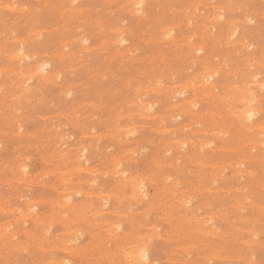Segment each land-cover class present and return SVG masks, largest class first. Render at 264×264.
<instances>
[{
	"label": "rangeland",
	"instance_id": "1",
	"mask_svg": "<svg viewBox=\"0 0 264 264\" xmlns=\"http://www.w3.org/2000/svg\"><path fill=\"white\" fill-rule=\"evenodd\" d=\"M130 1L0 0V264H264V0Z\"/></svg>",
	"mask_w": 264,
	"mask_h": 264
},
{
	"label": "bare ground",
	"instance_id": "2",
	"mask_svg": "<svg viewBox=\"0 0 264 264\" xmlns=\"http://www.w3.org/2000/svg\"><path fill=\"white\" fill-rule=\"evenodd\" d=\"M114 1V0H113ZM134 1V0H133ZM9 2V1H8ZM131 1L129 0V3H130ZM207 2H208V0H207ZM133 3V2H132ZM9 4V3H8ZM44 4H46V3H44ZM196 4V3H195ZM201 4V3H200ZM6 5V4H5ZM135 5L136 6H138V9H135V11L137 10H140L141 8H142V5H143V0H137V1H135ZM199 5V4H198ZM197 5V6H198ZM7 6V5H6ZM131 6H132V4H131ZM189 6V5H188ZM206 6V5H205ZM214 6L212 5V8H213ZM215 7H216V5H215ZM218 7V6H217ZM217 7H216V9H217ZM4 8V7H3ZM76 8V7H75ZM185 8V7H184ZM189 8V7H188ZM211 8V9H212ZM8 9V8H7ZM10 9V8H9ZM168 9V8H167ZM197 9V8H196ZM218 9H219V7H218ZM22 10V9H21ZM20 10V11H21ZM73 10V9H72ZM77 10V9H76ZM202 10V9H201ZM213 10V9H212ZM211 10V11H212ZM74 11H75V9H74ZM132 11V10H131ZM136 11V12H137ZM185 11V10H184ZM192 11V10H191ZM194 12V11H193ZM200 12V11H199ZM205 12V11H204ZM80 13V12H79ZM138 13V12H137ZM136 13V14H137ZM209 13V12H208ZM213 13V12H212ZM27 14V13H26ZM63 14V13H62ZM135 14V15H136ZM143 14V13H142ZM184 14V13H183ZM191 14H193L192 12H191ZM196 14H198V13H196ZM221 14H222V11H221ZM249 14H250V12H249ZM25 15V14H24ZM177 15V14H176ZM180 16H181V14H179ZM187 15H189V14H187ZM200 15V14H199ZM215 15H217V14H215ZM220 15V14H219ZM218 15V16H219ZM205 16V15H204ZM203 16V17H204ZM207 16V15H206ZM184 17H186V15L184 16ZM195 17V16H194ZM212 17V16H211ZM211 17L209 18V19H211ZM196 18H197V16H196ZM214 18V17H213ZM249 18V17H248ZM173 19V18H172ZM190 18H188L187 20H189ZM194 19V18H193ZM215 19H217V18H215ZM218 19H219V17H218ZM217 19V20H218ZM228 19H229V17H228ZM236 19V18H235ZM26 20V19H25ZM179 20V19H178ZM182 20V19H181ZM190 20H192V17H191V19ZM220 20V19H219ZM218 20V21H219ZM239 20V19H238ZM137 21H138V19H137ZM186 21V20H185ZM195 21V20H194ZM206 21V20H205ZM242 21V20H241ZM247 21H248V19H247ZM187 22V21H186ZM245 22V21H244ZM199 23V22H198ZM204 23V22H203ZM210 23H212V21H210ZM220 23V22H219ZM233 23V22H232ZM176 24V23H175ZM186 24H188V22L186 23ZM190 25H191V23H189ZM188 24V25H189ZM193 24V23H192ZM197 24V23H196ZM214 23H212L211 24V26L213 25ZM181 25H182V23H181ZM195 25V24H194ZM193 25V26H194ZM203 25V24H202ZM207 25V24H206ZM231 25V24H230ZM180 26V24L178 25V27ZM187 26V25H186ZM200 26V25H199ZM198 27V26H197ZM196 27V28H197ZM231 27V26H230ZM57 28V27H56ZM167 28V27H166ZM166 28H163V29H166ZM171 28H172V26L170 27V29L169 30H171ZM190 28V27H189ZM188 28V29H189ZM196 28H195V30H196ZM121 29V28H120ZM200 29V28H199ZM205 29V28H204ZM203 29V30H204ZM206 29H207V27H206ZM209 29V28H208ZM229 29V28H228ZM167 30V29H166ZM165 30V31H166ZM195 30H194V32H192V35L191 36H193V33H195ZM202 30V29H201ZM118 31V30H117ZM120 31V30H119ZM212 31V30H211ZM229 31H230V29H229ZM33 32V31H32ZM168 32V31H167ZM170 32V31H169ZM172 32V31H171ZM170 32V33H171ZM174 32V31H173ZM202 32V31H201ZM204 32H206V31H204ZM162 33H163V31H162ZM166 33V32H165ZM200 33V32H199ZM210 33V32H209ZM208 33V34H209ZM213 33V32H212ZM211 33V34H212ZM231 33V32H230ZM35 34H37L36 32H35ZM231 34H233V33H231ZM264 34V33H263ZM29 35V34H28ZM27 35V36H28ZM107 35V34H106ZM170 35H172V34H170ZM190 35V34H189ZM200 35V34H199ZM204 35V34H203ZM230 35V34H229ZM38 36H39V34H38ZM117 36H119V35H117ZM190 36V37H191ZM197 36V35H196ZM195 36V37H196ZM214 36V35H213ZM217 36V35H216ZM232 36V35H231ZM120 37V36H119ZM167 37V36H166ZM188 37V36H187ZM189 37V38H190ZM202 37V36H201ZM211 37H212V35H211ZM229 37V36H228ZM36 38V37H35ZM168 38H171V37H168ZM185 38V37H184ZM208 38V37H207ZM77 39V38H76ZM119 39V38H118ZM117 39V40H118ZM174 39V38H173ZM176 39V38H175ZM201 39V38H200ZM212 39V38H211ZM227 39V38H226ZM11 40V39H10ZM14 40V39H13ZM12 40V41H13ZM67 40H70V39H67ZM80 40V39H79ZM116 40V41H117ZM120 40V39H119ZM150 40H152V39H150ZM155 40V39H154ZM157 40H160V39H157ZM180 40V39H179ZM178 40V41H179ZM186 40V39H185ZM210 40V39H209ZM26 41V40H25ZM34 41V40H33ZM83 41H84V39H83ZM124 41V40H123ZM174 41H177V39L176 40H174ZM177 41V42H178ZM190 41V39H188V42ZM199 41H201V42H203L202 40H199ZM206 41V40H205ZM215 41V40H214ZM217 41V40H216ZM219 41V40H218ZM220 41H222V39L220 40ZM237 41V40H236ZM65 42V41H64ZM121 42H122V39H121ZM212 42V41H211ZM234 42V41H233ZM20 43V42H19ZM104 43H106V42H104ZM116 43V42H115ZM176 43V42H175ZM204 43H207V42H204ZM235 43V42H234ZM244 43V42H243ZM108 44V43H107ZM184 44V43H183ZM201 44V43H200ZM212 44H217V43H212ZM235 44H237V43H235ZM120 45H121V43H120ZM119 45V46H120ZM187 45V44H186ZM195 45V44H194ZM198 45V44H197ZM204 45V44H203ZM202 44H201V47H204ZM228 45V44H227ZM64 46V45H63ZM82 46V45H81ZM86 46V45H85ZM106 46V45H105ZM193 46V45H192ZM196 46V45H195ZM213 46V45H212ZM226 46V45H225ZM65 47V46H64ZM191 47V46H190ZM197 47H199L197 50H201L202 48L200 47V46H197ZM215 47H217V46H215ZM88 48V47H87ZM86 48V49H87ZM182 48V47H181ZM220 48V47H219ZM18 49V48H17ZM83 49H84V47H83ZM85 49V50H86ZM183 49V48H182ZM194 49V48H193ZM80 50V49H79ZM191 50V49H190ZM211 50V49H210ZM228 51H229V49H227ZM236 50H237V48H236ZM250 50V49H249ZM71 51V50H70ZM116 51V50H115ZM188 51V50H187ZM232 51V50H231ZM13 52V51H12ZM199 52V51H198ZM69 53V52H68ZM72 53V52H71ZM169 53H170V51H169ZM187 53H189V52H187ZM196 53H197V51H196ZM13 54V53H12ZM57 54V53H56ZM62 54V53H61ZM65 54H66V52H65ZM77 54V53H76ZM70 55V54H69ZM122 55V54H121ZM126 55V54H125ZM162 55V54H161ZM212 56V55H211ZM253 56V55H252ZM17 57H18V59H20V61L21 60H23L24 59V50H23V47H20V49L18 50V54H17ZM150 57H152V56H150ZM163 57H166L165 56V53H164V55H163ZM162 57V58H163ZM208 57V56H207ZM123 58V57H122ZM161 58V59H162ZM64 59V58H63ZM208 59V58H207ZM210 59V58H209ZM208 59V60H209ZM250 59V58H249ZM254 59V58H253ZM125 60H127V59H125ZM153 60V59H152ZM164 60V59H163ZM223 60V59H222ZM246 60V59H245ZM244 60V61H245ZM263 60V59H262ZM44 61V60H43ZM140 61V60H139ZM231 61V60H230ZM72 62V61H71ZM135 62H137V60L135 61ZM189 62V61H188ZM207 63V62H206ZM223 63V62H222ZM257 63V62H256ZM262 63V62H261ZM260 63V64H261ZM68 65V64H67ZM192 65V64H191ZM194 65V64H193ZM17 66V65H16ZM49 66H50V64L49 63H47V62H43V63H40V65H38L37 66V71H39V73H44V74H41V77L42 76H44V77H48L47 75H50V74H48L49 72H48V68H49ZM147 66V65H146ZM208 66H210V64H208ZM152 67V66H151ZM191 67V66H190ZM243 67V66H242ZM68 68V67H67ZM94 68V67H93ZM228 68H230V67H228ZM248 68H249V66H248ZM2 69V68H1ZM159 69V68H158ZM191 69V68H190ZM219 69V68H218ZM243 69V68H242ZM20 71V70H19ZM155 71V70H154ZM153 71V72H154ZM160 71H162V70H160ZM205 71H207V70H205ZM210 71V70H209ZM236 71V70H235ZM248 71V70H247ZM48 72V73H47ZM58 72V71H57ZM200 72V71H199ZM217 72V71H216ZM227 72V71H226ZM46 73V74H45ZM59 73V72H58ZM236 73V72H235ZM9 74V73H8ZM27 74V73H26ZM32 74V73H31ZM72 74V73H71ZM201 74V73H200ZM230 74V73H229ZM250 74V73H249ZM251 74H252V72H251ZM255 74V73H254ZM100 75V74H99ZM157 75V74H156ZM214 75H215V73H213V72H206V73H204V75H202L201 77V79H203V82H206L207 80H210V78L212 79V78H214ZM228 75V74H227ZM20 76V75H19ZM53 76V75H52ZM30 77H32V76H30L29 75V78ZM103 77V76H102ZM28 78V79H29ZM39 78V77H38ZM157 78V77H156ZM195 78V77H194ZM197 78V77H196ZM200 78V77H199ZM228 78V77H227ZM45 79V78H44ZM196 80V79H195ZM206 80V81H205ZM252 80V79H251ZM50 81V79L48 80V82ZM53 81V80H52ZM193 81V80H192ZM200 81V80H199ZM198 81V82H199ZM202 81V80H201ZM213 81V80H212ZM264 82V81H263ZM12 83V82H11ZM195 83H197V82H195ZM201 83V82H200ZM199 83V84H200ZM245 83V82H244ZM249 83V82H248ZM66 84V83H65ZM155 84V83H154ZM191 85H192V83H190ZM198 84V83H197ZM205 86H206V83H203ZM209 84H211V83H209ZM260 84V83H259ZM2 85V84H1ZM141 85V84H140ZM156 85H157V83H156ZM189 85V84H188ZM194 85V84H193ZM71 86V85H70ZM176 86V85H175ZM204 86V87H205ZM212 86V85H211ZM245 86V85H244ZM139 87V86H138ZM209 87V88H208ZM208 87H206V88H208V89H210V85L208 86ZM214 87V86H213ZM217 87V86H216ZM151 88V87H150ZM182 88V87H181ZM186 88V87H185ZM184 88V89H185ZM193 88V87H192ZM194 88H195V86H194ZM215 88V87H214ZM246 88H248V87H246ZM37 89V88H36ZM153 89V88H152ZM202 89V88H201ZM205 89V88H204ZM215 89H217V88H215ZM232 89V88H231ZM230 89V90H231ZM237 89V88H236ZM241 89V88H240ZM248 89H250V88H248ZM264 89V88H263ZM194 90H196V88L194 89ZM200 90V89H199ZM203 90V89H202ZM211 90V89H210ZM225 90H226V88H225ZM238 90V89H237ZM183 91V90H182ZM185 91V90H184ZM212 91V90H211ZM245 91V90H244ZM249 91V90H248ZM252 91V90H251ZM178 92V91H177ZM200 92H202V91H200ZM24 93V92H23ZM70 93V92H69ZM174 93V92H173ZM181 93V92H180ZM216 94L218 93V92H215ZM247 93V92H246ZM206 94H208V93H206ZM248 94V93H247ZM250 95H251V93H249ZM192 95H193V93H192ZM197 95V94H196ZM209 95V94H208ZM211 95V94H210ZM209 95V96H210ZM223 95V94H222ZM254 95V94H253ZM253 95H252V97H253ZM194 96V95H193ZM212 96H213V94H212ZM264 97V96H263ZM217 98V97H216ZM226 98V97H225ZM249 98H251V97H249ZM30 99V98H29ZM211 99H213V97L211 98ZM245 99H246V97H245ZM26 100H27V98H26ZM242 101H243V99H241ZM254 100V99H253ZM195 101V100H194ZM220 101V100H219ZM250 101V100H249ZM247 102V101H246ZM97 103V102H96ZM99 103V102H98ZM145 103V102H144ZM187 103V102H186ZM195 105H196V103H197V101H195V102H193ZM221 103V102H220ZM128 104V103H127ZM132 104V103H131ZM137 104V103H136ZM149 104V103H148ZM188 104V103H187ZM187 104H185L186 106H187ZM190 105L192 104L191 103V101H190V103H189ZM223 104V103H222ZM225 104V103H224ZM229 104V103H228ZM88 105H89V103H88ZM103 105V104H102ZM151 105V104H150ZM150 105H148V106H145V107H149ZM227 105V104H226ZM244 105H245V103H244ZM253 105V104H252ZM79 106V105H78ZM154 106V105H153ZM152 106V107H153ZM116 107V106H115ZM170 107V106H169ZM195 107V106H194ZM223 107H225V106H223ZM242 107V106H241ZM245 107V106H244ZM253 107V106H252ZM14 108V107H13ZM140 108H142V107H140ZM151 108V107H150ZM183 109H184V106L182 107ZM181 108V109H182ZM225 108H227V107H225ZM76 109V108H75ZM115 109V108H114ZM113 109V110H114ZM117 109V108H116ZM186 109V108H185ZM224 109V108H223ZM242 109H244L243 107H242ZM72 110V109H71ZM152 110V109H151ZM217 110V109H216ZM225 110V109H224ZM238 110V109H237ZM247 110V109H246ZM245 110V111H246ZM119 111V110H118ZM184 111V110H183ZM222 111V110H221ZM244 111V110H243ZM76 112V111H75ZM186 112V111H185ZM184 112V113H185ZM205 112V111H204ZM56 113V112H55ZM222 113V112H221ZM220 113V114H221ZM191 114V113H190ZM217 114H218V112H217ZM235 114V113H234ZM72 115V114H71ZM126 115V114H125ZM135 115V114H134ZM165 115V114H164ZM196 115V114H195ZM205 115V114H204ZM222 115V114H221ZM246 118H248V119H251L252 117H254V115H255V111L253 110V109H251V108H248V110L246 111ZM244 115V116H245ZM77 116V115H76ZM40 117V116H39ZM66 117V116H65ZM122 117V116H121ZM129 117V116H128ZM147 117V116H146ZM67 118V117H66ZM244 118V117H243ZM122 119V118H121ZM162 119V118H161ZM194 119H196V118H194ZM199 119H201V118H199ZM231 119H233V118H231ZM255 119V118H254ZM171 120V119H170ZM224 120V119H223ZM234 120V119H233ZM237 120V119H236ZM245 120V119H244ZM252 120V119H251ZM78 121V120H77ZM116 121V120H115ZM114 121V122H115ZM196 121V120H195ZM200 121V120H199ZM190 122V121H189ZM192 122V121H191ZM225 122V121H224ZM230 122V121H229ZM233 123V122H232ZM130 124V123H129ZM228 124V123H227ZM164 125H165V122H164ZM230 125V124H229ZM232 125V124H231ZM234 125V124H233ZM112 127V126H111ZM125 127V126H124ZM129 127V126H128ZM236 127V126H235ZM261 127H263V126H261ZM132 128H133V126H132ZM158 128H159V126H158ZM167 128V127H166ZM249 128V127H248ZM251 128V127H250ZM118 129V128H117ZM154 129V128H153ZM165 128H163V130H164ZM195 129V128H194ZM261 129V128H260ZM17 130H19V128L17 129ZM48 130V129H47ZM120 130V129H119ZM130 130V129H129ZM128 130V131H129ZM162 130V131H163ZM170 130V129H169ZM204 130V129H203ZM218 130V129H217ZM250 130V129H249ZM59 131V130H58ZM167 131V130H166ZM202 131V130H201ZM205 131V130H204ZM244 131V130H243ZM8 132V131H7ZM161 132V131H160ZM203 132V131H202ZM210 132V131H209ZM215 132V131H214ZM239 132H240V130H239ZM245 132V131H244ZM114 133V132H113ZM116 133V132H115ZM127 133V132H126ZM171 133V132H170ZM219 133V132H218ZM246 133V132H245ZM261 133H263V132H261ZM13 134H14V131H13ZM57 134V133H56ZM103 134V133H102ZM216 134V133H215ZM244 134V133H243ZM54 135V134H53ZM124 135V134H123ZM173 135V134H172ZM221 135V134H220ZM58 136V135H57ZM120 136V135H119ZM128 136V135H127ZM239 136V135H238ZM252 137V136H251ZM118 138V137H117ZM116 138V139H117ZM239 138V137H238ZM242 138H243V136H242ZM259 138V137H258ZM49 139V138H48ZM100 139V138H99ZM163 139V138H162ZM161 139V140H162ZM121 140V139H120ZM139 140V139H138ZM176 140V139H175ZM237 140V139H236ZM242 140V139H241ZM143 141V140H142ZM205 141V140H204ZM260 141H261V139H260ZM153 142V141H152ZM180 142V141H179ZM232 142V141H231ZM246 142V141H245ZM250 142V141H249ZM256 142V141H255ZM92 143V142H91ZM208 143V142H207ZM41 144V143H40ZM62 144V143H61ZM152 144V143H151ZM201 144V143H200ZM242 144V143H241ZM164 145V144H163ZM202 145V144H201ZM261 145V144H260ZM19 146H22V145H19ZM37 146V145H36ZM249 146V145H248ZM50 147V146H49ZM72 147V146H71ZM82 147V146H81ZM97 147V146H96ZM95 147V148H96ZM142 147V146H141ZM167 147V146H166ZM246 147V146H245ZM60 148V147H59ZM83 148V147H82ZM170 148H171V146H170ZM182 148V147H181ZM229 147H227V149H228ZM232 148V147H231ZM230 148V149H231ZM18 149V148H17ZM84 149V148H83ZM131 149V148H130ZM137 149V148H136ZM172 149V148H171ZM218 149V148H217ZM234 149V148H233ZM78 150V149H77ZM85 150H86V148L84 149V150H82L83 151V153L82 154H84L85 153ZM53 151V150H52ZM58 151V150H57ZM65 151V150H64ZM82 151H80V152H82ZM131 151V150H130ZM169 151V150H168ZM223 151V150H222ZM227 151V150H226ZM76 152V151H75ZM127 152V151H126ZM125 152V153H126ZM129 152V151H128ZM182 152V151H181ZM228 152V151H227ZM230 152V151H229ZM53 153V152H52ZM81 154V153H80ZM81 154V155H82ZM132 154V153H131ZM130 154V155H131ZM164 154H165V152H164ZM222 154H224V153H222ZM42 155V154H41ZM115 155V154H114ZM197 155V154H196ZM228 155V154H227ZM43 156V155H42ZM41 156V157H42ZM46 156V155H45ZM59 156V155H58ZM66 156V155H65ZM73 156V155H72ZM71 156V157H72ZM79 156V155H78ZM129 156V155H128ZM189 156V155H188ZM82 156H80L79 158H81ZM246 157V156H245ZM21 158V157H20ZM83 158V157H82ZM113 158V157H112ZM63 159V158H62ZM69 159V158H68ZM127 159H129V158H127ZM192 159V158H191ZM205 159V158H204ZM245 159V158H244ZM254 159V158H253ZM256 159V158H255ZM78 160V159H77ZM131 160V159H130ZM198 160H200V159H198ZM224 160V159H223ZM129 161V160H128ZM175 161V160H174ZM239 161V160H238ZM78 162L79 163H81L79 160H78ZM227 162H229V161H227ZM64 163V162H63ZM198 163V162H197ZM202 163V162H201ZM201 163H198V164H201ZM222 163V162H221ZM236 163V162H235ZM244 163V162H243ZM7 164V163H6ZM5 164V165H6ZM57 164V163H56ZM115 164V163H114ZM205 163H203L202 165H204ZM213 164V163H212ZM215 164V163H214ZM229 164V163H228ZM237 164V163H236ZM26 165V164H25ZM63 165V164H62ZM111 165V164H110ZM195 165H197V164H195ZM216 165H217V163H216ZM27 166V165H26ZM115 166V165H114ZM163 166V165H162ZM171 166V165H170ZM150 167H151V165H150ZM161 167V166H160ZM178 167V166H177ZM182 167V166H181ZM219 167H220V165H219ZM84 168V167H83ZM89 168V167H88ZM93 168V167H92ZM157 168H158V166H157ZM225 168V167H224ZM22 169V168H21ZM60 169V168H59ZM80 169V168H79ZM97 169H98V167H97ZM112 169V168H111ZM160 169V168H159ZM163 169V168H162ZM232 169H233V167H232ZM237 169V168H236ZM77 170V169H76ZM84 170V169H83ZM89 170V169H88ZM103 170V169H102ZM115 170V169H114ZM173 170V169H172ZM176 170V169H175ZM2 171V170H1ZM68 171V170H67ZM65 171H63V173H64ZM88 172V171H87ZM90 172V171H89ZM158 172V171H157ZM222 172V171H221ZM240 172V171H239ZM166 173V172H165ZM168 173V172H167ZM215 173V172H214ZM245 173V172H244ZM77 174V173H76ZM107 174V173H106ZM205 175H206V173H204ZM30 175V174H29ZM75 175V174H74ZM81 175V174H80ZM205 175H203V176H205ZM211 175V174H210ZM170 176V175H169ZM200 176V175H199ZM264 176V175H263ZM262 176V177H263ZM104 177V176H103ZM150 177V176H149ZM164 177V176H163ZM202 177V176H201ZM208 177V176H207ZM215 177V176H214ZM224 177V176H223ZM234 177V176H233ZM236 177V176H235ZM13 178V177H12ZM146 178V177H145ZM144 178V179H145ZM24 179V178H23ZM63 179V178H62ZM159 179V178H158ZM202 179V178H201ZM238 179V178H237ZM32 180V179H31ZM86 180V179H85ZM135 180V179H134ZM179 180V179H178ZM212 180V179H211ZM214 180V179H213ZM212 180V181H213ZM37 181V180H36ZM89 181V180H88ZM140 181V180H139ZM153 181H155V180H153ZM186 181V180H185ZM72 182V181H71ZM129 182V181H128ZM134 182H137V180L136 181H134ZM142 182V181H141ZM141 182H137V183H134V185H135V187L134 188H136V189H138V190H141L142 188H143V184H141ZM198 182V181H197ZM2 183V182H1ZM54 183V182H53ZM124 183V182H123ZM203 183V182H202ZM233 183V182H232ZM32 184V183H31ZM199 184V183H198ZM236 184V183H235ZM263 184V183H262ZM131 185H132V182H131ZM133 185V186H134ZM103 186V185H102ZM164 186V185H163ZM166 186V185H165ZM206 186V185H205ZM249 186V185H248ZM247 186V187H248ZM250 186H252V185H250ZM93 187V186H92ZM122 187V186H121ZM132 187V186H131ZM210 187V186H209ZM98 188V187H97ZM100 188V187H99ZM130 188V187H129ZM194 188V187H193ZM203 188V187H202ZM212 188V187H211ZM245 187H243V189H244ZM135 189V190H136ZM145 189V188H144ZM175 189H176V187H175ZM196 189V188H195ZM220 189V188H219ZM236 189V188H235ZM241 189V188H240ZM132 190H134V189H132ZM165 190V189H164ZM172 190V189H171ZM221 190V189H220ZM258 190V189H257ZM79 191V190H78ZM82 191V190H81ZM80 191V192H81ZM161 191V190H160ZM160 191H159V193H160ZM166 191V190H165ZM176 191V190H175ZM204 191V190H203ZM202 191V192H203ZM208 191V190H207ZM239 191V190H238ZM253 191V190H252ZM256 191V190H255ZM260 191V190H259ZM264 191V190H263ZM88 192V191H87ZM91 192V191H90ZM103 192V191H102ZM107 192V191H106ZM135 192H137V191H135ZM135 192H132V193H135ZM143 192H145V191H143ZM142 192V194H145V193H143ZM168 192H169V190H168ZM180 192V191H179ZM196 192V191H195ZM218 193H219V191H218ZM248 193V192H247ZM250 193H252V192H250ZM249 193V194H250ZM87 194V193H86ZM94 194V193H93ZM131 194V193H130ZM140 195H141V193H139ZM162 194V193H161ZM196 194H197V192H196ZM213 194H214V192H213ZM216 194V193H215ZM242 194V193H241ZM259 194V193H258ZM102 195V194H101ZM119 195V194H118ZM136 195V194H135ZM138 195V194H137ZM165 195V194H164ZM167 195V194H166ZM184 195V194H183ZM194 195V194H193ZM97 196V195H96ZM132 196V195H131ZM175 196V195H174ZM188 196V195H187ZM205 196V195H204ZM26 197V196H25ZM28 197V196H27ZM139 197H141V196H139ZM142 197H143V195H142ZM201 197V196H200ZM206 197V196H205ZM123 198V197H122ZM151 198V197H150ZM212 198V197H211ZM230 198V197H229ZM240 198V197H239ZM8 199V198H7ZM215 199V198H214ZM219 199V198H218ZM228 199V198H227ZM233 199V198H232ZM158 200V199H157ZM170 200V199H169ZM183 200V199H182ZM185 200V199H184ZM210 200V199H209ZM208 200V201H209ZM229 200V199H228ZM173 201V200H172ZM181 201V200H180ZM208 201H207V203H208ZM218 201V200H217ZM247 201V200H246ZM122 202V201H121ZM148 202V201H147ZM162 202V201H161ZM210 202V201H209ZM236 202V201H235ZM118 203V202H117ZM169 203V202H168ZM167 203V204H168ZM239 203V202H238ZM237 203V204H238ZM166 204V203H165ZM174 204V203H173ZM211 204V203H210ZM232 204H233V202H232ZM32 205V204H31ZM205 205V204H204ZM35 206H36V203H35ZM103 206V205H102ZM168 206V205H167ZM174 206V205H173ZM184 206V205H183ZM0 207H2V206H0ZM31 207H33V205L31 206ZM31 207H29L30 209H33V208H31ZM90 207V206H89ZM171 207V206H170ZM206 207V206H205ZM228 207H229V205H228ZM251 207V206H250ZM259 207V206H258ZM7 208V207H6ZM5 208V209H6ZM163 208V207H162ZM161 208V209H162ZM164 208H165V206H164ZM174 208V207H173ZM177 208V207H176ZM190 208V207H189ZM90 209V208H89ZM171 209H172V207H171ZM170 209V210H171ZM237 209V208H236ZM4 210V209H3ZM195 210V209H194ZM20 211V210H19ZM35 211V210H34ZM99 211V210H98ZM144 211V210H143ZM164 211V210H163ZM221 211V210H220ZM230 211V210H229ZM264 211V210H263ZM4 212V211H3ZM14 212V211H13ZM36 212V211H35ZM82 212V211H81ZM93 212V211H92ZM133 212V211H132ZM156 212V211H155ZM175 212V211H174ZM256 212V211H255ZM22 213V212H21ZM125 213V212H124ZM168 213V212H167ZM172 213V212H171ZM176 213V212H175ZM94 214V213H93ZM99 214V213H98ZM139 214V213H138ZM141 214V213H140ZM143 214V213H142ZM145 215H146V213H144ZM149 214V213H148ZM178 214V213H177ZM192 214H193V212H192ZM216 214V213H215ZM167 215V214H166ZM176 215V214H175ZM201 215V214H200ZM237 215V214H236ZM252 215V214H251ZM24 216V215H23ZM23 216H21V217H23ZM132 216H133V214H132ZM157 216V215H156ZM225 216V215H224ZM17 217H19V219H20V216H17ZM48 217V216H47ZM111 217V216H110ZM131 217V216H130ZM173 217V216H172ZM176 217V216H175ZM214 217V216H213ZM220 217V216H219ZM72 218V217H71ZM117 218V217H116ZM134 218V217H133ZM143 218V217H142ZM161 218V217H160ZM178 218H179V216H178ZM209 218V217H208ZM236 218V217H235ZM250 218V217H249ZM256 218V217H255ZM144 219V218H143ZM170 219V218H169ZM184 219V218H183ZM182 219V220H183ZM257 219V218H256ZM255 219V220H256ZM42 220V219H41ZM49 220V219H48ZM58 220H60V219H58ZM57 220V221H58ZM67 220V219H66ZM129 220V219H128ZM181 220V219H180ZM209 220V219H208ZM225 220V219H224ZM235 220V219H234ZM250 220V219H249ZM259 220V219H258ZM52 221V220H51ZM168 221V220H167ZM170 221V220H169ZM168 221V222H169ZM186 221V220H185ZM189 221V220H188ZM194 221V220H193ZM200 221V220H199ZM240 221V220H239ZM257 221V220H256ZM182 222V221H181ZM190 222V221H189ZM230 222V221H229ZM262 222V221H261ZM149 223V222H148ZM171 223V222H170ZM204 223V222H203ZM259 223H260V221H259ZM129 224V223H128ZM134 224V223H133ZM151 224V223H150ZM181 224V223H180ZM190 224V223H189ZM234 224V223H233ZM141 225V224H140ZM182 225H183V223H182ZM185 225V224H184ZM190 225H192V224H190ZM214 225H216V224H214ZM237 225V224H236ZM155 226V225H154ZM186 226V225H185ZM211 226V225H210ZM150 227V226H149ZM153 227V226H152ZM172 227V226H171ZM230 227H231V225H230ZM1 228V227H0ZM211 229H212V227H211ZM216 229V228H215ZM253 229V228H252ZM90 230V229H89ZM163 230V229H162ZM210 230V229H209ZM233 230H234V228H233ZM232 230V231H233ZM244 230V229H243ZM201 231V230H200ZM221 231V230H220ZM238 231V230H237ZM146 232V231H145ZM176 232V231H175ZM174 232V233H175ZM194 232V231H193ZM80 233V232H79ZM166 233V232H165ZM231 233V232H230ZM3 234V233H2ZM202 234V233H201ZM71 235V234H70ZM122 235V234H121ZM198 235V234H197ZM223 235V234H222ZM225 235V234H224ZM229 235V234H228ZM232 235V234H231ZM236 235V234H235ZM76 236V235H75ZM114 236V235H113ZM129 236V235H128ZM199 236V235H198ZM238 236V235H237ZM257 236V235H256ZM172 237V236H171ZM190 237V236H189ZM206 237V236H205ZM209 237V236H208ZM115 238V237H114ZM158 238V237H157ZM167 238V237H166ZM179 238V237H178ZM181 238V237H180ZM191 238V237H190ZM230 238V237H229ZM235 238V237H234ZM233 238V239H234ZM139 239V238H138ZM78 240V239H77ZM128 240V239H127ZM71 241H73V240H71ZM130 241H131V239H130ZM142 241V240H141ZM182 241V240H181ZM180 241V242H181ZM199 241V240H198ZM204 241V240H203ZM206 241V240H205ZM138 242V241H137ZM168 242V241H167ZM171 242V241H170ZM124 243V242H123ZM196 243V242H195ZM207 243V242H206ZM256 243V242H255ZM65 244V243H64ZM175 244H177V243H175ZM192 244V243H191ZM203 244V243H202ZM228 244V243H227ZM237 244V243H236ZM123 245V244H122ZM138 245V244H137ZM182 245V244H181ZM190 245V244H189ZM193 245V244H192ZM258 245V244H257ZM22 246V245H21ZM126 246V245H125ZM128 246V245H127ZM142 247H143V245H141ZM187 246V245H186ZM211 246V245H210ZM214 246V245H213ZM77 247H79V246H77ZM139 247V248H138ZM137 248H136V246H135V249L133 250V251H130V253H129V259H128V261H131L132 262V264H144L145 262L144 261H146V263H147V260L149 259V253H148V250L147 249H145V248H140V246H138ZM230 247V246H229ZM27 248V247H26ZM63 248V247H62ZM71 248V247H70ZM123 248V247H122ZM152 248V247H151ZM187 248V247H186ZM206 248V247H205ZM218 248V247H217ZM235 248V247H234ZM124 249V248H123ZM178 249H180V248H178ZM201 249V248H200ZM199 249V250H200ZM130 250V249H129ZM151 250V249H150ZM231 250V249H230ZM240 250V249H239ZM238 250V251H239ZM118 251V250H117ZM125 251V250H124ZM167 251V250H166ZM171 251V250H170ZM196 251V250H195ZM206 251V250H205ZM225 251V250H224ZM116 252V251H115ZM127 252V251H126ZM181 252V251H180ZM179 252V253H180ZM184 252V251H183ZM188 252V251H187ZM197 252V251H196ZM199 252V251H198ZM207 252H208V250H207ZM245 252V251H244ZM175 253H177V252H175ZM209 253V252H208ZM212 254H214L213 252H211ZM220 253V252H219ZM222 253H223V251H222ZM79 254V253H78ZM184 254H186V253H184ZM184 254H183V256H184ZM247 254V253H246ZM80 255V254H79ZM78 255V256H79ZM112 255V254H111ZM120 255V254H119ZM199 255V254H198ZM225 255V254H224ZM172 256V255H171ZM230 256V255H229ZM108 257V256H107ZM120 257V256H119ZM124 257V256H123ZM166 257V256H165ZM204 257H206V256H204ZM210 257V256H209ZM209 257H207L208 259H210ZM175 258V257H174ZM228 258V257H227ZM247 258V257H246ZM185 259H186V257H185ZM191 259V258H190ZM192 259H193V257H192ZM248 259V258H247ZM104 260V259H103ZM173 260V259H172ZM194 260V259H193ZM205 260V259H204ZM60 261V260H59ZM188 261V260H187ZM192 261V260H191ZM213 261V260H212ZM54 262V261H53ZM124 262V261H123ZM169 262V261H168ZM209 262V261H208ZM51 263V262H50ZM145 263V264H146ZM149 264V263H148ZM151 264V263H150Z\"/></svg>",
	"mask_w": 264,
	"mask_h": 264
}]
</instances>
